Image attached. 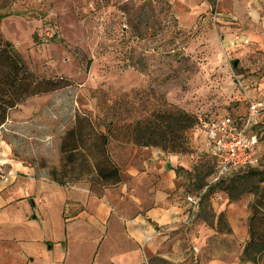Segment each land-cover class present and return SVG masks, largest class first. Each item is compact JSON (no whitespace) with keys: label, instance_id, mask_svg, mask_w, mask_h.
Segmentation results:
<instances>
[{"label":"rangeland","instance_id":"obj_1","mask_svg":"<svg viewBox=\"0 0 264 264\" xmlns=\"http://www.w3.org/2000/svg\"><path fill=\"white\" fill-rule=\"evenodd\" d=\"M186 1L0 0V15H9L0 21L1 36L26 68L37 78L71 83L11 110L0 141L13 146L14 156L41 168L59 162L60 139L76 115H87L99 132L110 122L119 128L148 120L169 105L201 122L242 116L246 107L230 73H241L243 84L247 77L264 75V43L257 38L264 28L249 27L246 2L238 6L237 0H208L209 9L194 24H181L183 15L197 10L182 4ZM228 35L246 36L249 43ZM248 85L244 89L252 94ZM195 130L185 134L189 151L184 155L193 156V172L184 182V195L198 192L193 179L199 173L206 184L214 167L203 146L197 150ZM256 132L263 141L258 167L264 168V124ZM251 200L246 194L228 202L220 191L202 200L195 220L200 249L195 264H250L240 259Z\"/></svg>","mask_w":264,"mask_h":264},{"label":"crops","instance_id":"obj_2","mask_svg":"<svg viewBox=\"0 0 264 264\" xmlns=\"http://www.w3.org/2000/svg\"><path fill=\"white\" fill-rule=\"evenodd\" d=\"M241 1L246 2L249 27L264 28V3L237 0L236 4ZM208 2H183L196 5L197 10L183 15L180 23L194 24L209 9ZM220 29L231 33L226 25ZM242 38L249 43L246 36ZM257 38L264 43V33ZM256 79L247 77L244 84L264 98V75ZM243 112L236 117H243L246 109ZM257 124H264V117L253 126ZM194 134L200 151L205 132L199 127ZM262 142L258 141V151ZM106 149L120 174V182L113 186L101 184L93 164L81 152L74 153L71 163L64 164L60 156L54 166L37 168L14 156L13 146L0 141V264L196 263L200 249L195 223L190 231L181 224L186 196L182 189L191 178L193 156L113 140ZM144 235L150 236L148 243Z\"/></svg>","mask_w":264,"mask_h":264},{"label":"trees","instance_id":"obj_3","mask_svg":"<svg viewBox=\"0 0 264 264\" xmlns=\"http://www.w3.org/2000/svg\"><path fill=\"white\" fill-rule=\"evenodd\" d=\"M8 16L0 15V21ZM70 85V81L62 77L37 78L26 68L14 46L0 33V128L6 122L8 113L26 100L63 90ZM201 123L195 116L170 105L156 110L150 119L135 121L128 126L115 128L110 122L104 132L97 131L87 115H76L73 126L60 139L59 153L61 161L68 164L73 161L75 152H81L93 164L101 184L113 186L120 182V174L107 153L106 147L110 140L186 154L189 147L185 134L201 127ZM259 126L254 125L253 130L258 141H261L257 134L259 130L256 132ZM212 171L206 174V184H202V178L197 173L193 180L197 183L198 192L194 195L201 194ZM215 191L223 193L228 202L236 201L246 194L251 195L247 240L242 248L240 263L258 264L261 261L264 264V168L242 169L230 178L208 186L200 195V206L202 200Z\"/></svg>","mask_w":264,"mask_h":264},{"label":"built area","instance_id":"obj_4","mask_svg":"<svg viewBox=\"0 0 264 264\" xmlns=\"http://www.w3.org/2000/svg\"><path fill=\"white\" fill-rule=\"evenodd\" d=\"M233 41L242 45L248 43L238 35L233 37ZM230 77L241 95L246 112L243 117L223 116L212 122L201 123V129L204 130L206 137L203 150L214 162L213 171L201 194L208 186L230 178L242 169L257 167L259 163L258 138L251 128L257 119L264 117V100L244 89L241 76L231 71ZM201 194L184 197L185 208L181 224L186 231H190L194 226L200 209ZM150 239V236L144 235V243H148ZM194 250L192 248V251Z\"/></svg>","mask_w":264,"mask_h":264},{"label":"water","instance_id":"obj_5","mask_svg":"<svg viewBox=\"0 0 264 264\" xmlns=\"http://www.w3.org/2000/svg\"><path fill=\"white\" fill-rule=\"evenodd\" d=\"M233 66H234V67L237 66V61L233 62Z\"/></svg>","mask_w":264,"mask_h":264}]
</instances>
